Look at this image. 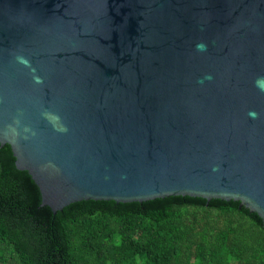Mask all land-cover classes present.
<instances>
[{
  "label": "water",
  "instance_id": "obj_1",
  "mask_svg": "<svg viewBox=\"0 0 264 264\" xmlns=\"http://www.w3.org/2000/svg\"><path fill=\"white\" fill-rule=\"evenodd\" d=\"M0 145L54 215L190 197L264 225V0H0Z\"/></svg>",
  "mask_w": 264,
  "mask_h": 264
},
{
  "label": "trees",
  "instance_id": "obj_2",
  "mask_svg": "<svg viewBox=\"0 0 264 264\" xmlns=\"http://www.w3.org/2000/svg\"><path fill=\"white\" fill-rule=\"evenodd\" d=\"M0 264H264V225L240 203L190 197L54 215L0 145Z\"/></svg>",
  "mask_w": 264,
  "mask_h": 264
},
{
  "label": "clouds",
  "instance_id": "obj_3",
  "mask_svg": "<svg viewBox=\"0 0 264 264\" xmlns=\"http://www.w3.org/2000/svg\"><path fill=\"white\" fill-rule=\"evenodd\" d=\"M198 48H203V45H198ZM251 115L255 116V113H252Z\"/></svg>",
  "mask_w": 264,
  "mask_h": 264
}]
</instances>
